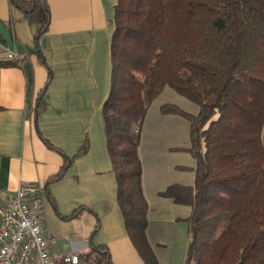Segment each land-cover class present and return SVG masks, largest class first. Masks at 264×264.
Listing matches in <instances>:
<instances>
[{"label":"trees","instance_id":"trees-1","mask_svg":"<svg viewBox=\"0 0 264 264\" xmlns=\"http://www.w3.org/2000/svg\"><path fill=\"white\" fill-rule=\"evenodd\" d=\"M9 1L40 24L34 40L43 60L39 39L48 30V4ZM110 62L104 133L124 226L144 263L158 261L145 233L140 128L153 99L169 86L198 105L197 113L160 105L163 114L187 118L195 160L192 184L174 182L157 192L190 208L183 218L184 264H264V0H117ZM13 64L0 57V66ZM44 107L41 97L37 130ZM87 148L85 139L62 169ZM79 258L113 264L107 246L94 242Z\"/></svg>","mask_w":264,"mask_h":264},{"label":"crops","instance_id":"crops-1","mask_svg":"<svg viewBox=\"0 0 264 264\" xmlns=\"http://www.w3.org/2000/svg\"><path fill=\"white\" fill-rule=\"evenodd\" d=\"M45 1L50 22L39 39L42 60L34 40L40 24L0 0V57L14 51L23 55L21 65L0 66V213L23 180L41 197V229L51 239L52 257L85 253L94 242L107 246L113 264H145L124 226L101 115L110 86L117 0ZM41 97L45 107L37 130L35 106ZM85 139L86 152L62 169L64 157H73ZM138 155L150 242L152 214L175 203L157 195L171 180L155 162L151 171L144 168L140 146ZM26 264L40 263L33 255Z\"/></svg>","mask_w":264,"mask_h":264},{"label":"rangeland","instance_id":"rangeland-1","mask_svg":"<svg viewBox=\"0 0 264 264\" xmlns=\"http://www.w3.org/2000/svg\"><path fill=\"white\" fill-rule=\"evenodd\" d=\"M165 102L176 104L191 113L198 111L196 103L165 86L151 102L140 128L138 146L144 158L143 166L151 171L155 162L165 180L192 184L195 178V160L189 150V122L180 114H163L160 105ZM261 140L264 145V127ZM166 146L169 148L165 149ZM169 165H173L172 170ZM173 207H163V213L152 214L149 222L151 243L148 242L157 258V264H184L186 260L189 235L183 218L189 214L190 208L179 204H174Z\"/></svg>","mask_w":264,"mask_h":264},{"label":"built area","instance_id":"built-area-1","mask_svg":"<svg viewBox=\"0 0 264 264\" xmlns=\"http://www.w3.org/2000/svg\"><path fill=\"white\" fill-rule=\"evenodd\" d=\"M1 59L21 65L23 55L7 52ZM40 209L41 197L19 180L0 213V264H26L33 255L40 264H82L74 252L51 256V239L42 233Z\"/></svg>","mask_w":264,"mask_h":264}]
</instances>
